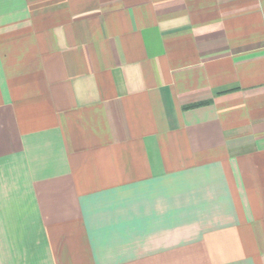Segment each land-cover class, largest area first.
Segmentation results:
<instances>
[{
    "label": "crops",
    "instance_id": "crops-1",
    "mask_svg": "<svg viewBox=\"0 0 264 264\" xmlns=\"http://www.w3.org/2000/svg\"><path fill=\"white\" fill-rule=\"evenodd\" d=\"M0 264H264V0H0Z\"/></svg>",
    "mask_w": 264,
    "mask_h": 264
}]
</instances>
